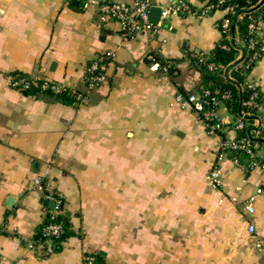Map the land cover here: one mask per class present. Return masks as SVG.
<instances>
[{"label": "crops", "instance_id": "1", "mask_svg": "<svg viewBox=\"0 0 264 264\" xmlns=\"http://www.w3.org/2000/svg\"><path fill=\"white\" fill-rule=\"evenodd\" d=\"M151 1L164 8L176 0ZM84 2L0 0V264H82L87 252L107 264H264L254 244L264 238V169L226 153L221 185L206 178L220 139L237 133V114L221 101L223 128L208 131L176 99L197 92V67L182 58L168 74L147 60L150 52L180 58L210 50L224 10L170 13L155 31L126 36ZM105 51L113 53L105 79L78 98L87 64ZM14 71L65 83L73 102L12 87ZM248 79L263 100L246 122L264 126V51ZM255 152L264 159V141ZM35 176L62 198L71 230L46 242L47 252L39 226L51 202Z\"/></svg>", "mask_w": 264, "mask_h": 264}, {"label": "built area", "instance_id": "2", "mask_svg": "<svg viewBox=\"0 0 264 264\" xmlns=\"http://www.w3.org/2000/svg\"><path fill=\"white\" fill-rule=\"evenodd\" d=\"M222 1V0H219ZM259 2V0L257 1ZM85 4L96 5L99 9V16L102 21L115 20L120 24L121 30L126 36L136 35L139 33H148L155 31L157 23H154L149 18V9L153 5L151 0H133L132 2H123L119 0H85ZM231 7H224L222 10L227 12ZM214 10V6L208 3L207 0H203L200 6L195 7L190 4L187 0H176L167 7L161 8V16L167 17L170 13H180V14H199L205 15L209 14ZM216 10V9H215ZM236 16H240L237 14ZM232 19L228 16H223L218 23V28L221 34H225L226 37L230 38L231 34L228 32L229 26L231 25ZM264 25V19L251 18L249 22L250 32H256L258 36L249 39V47H253L255 43L258 44L257 50L254 55H258L260 51H264V41L262 37V29ZM233 37V36H232ZM113 53L111 51H105L95 54L90 62L86 66L84 74V82L86 86V91L83 93H78V98H85L88 92L94 87L98 86L104 79L106 75L107 65L109 59L112 57ZM148 64L151 70L160 71L163 73L167 72L168 65L163 64L158 58V54L150 52L147 54ZM170 65V63H169ZM38 77L33 76H13L8 75L9 84L19 90L28 88L30 81L35 82ZM43 79L41 83L42 88H47L50 86L55 91L64 90L67 88L65 83L60 81H52L46 78ZM230 95L229 91H224L221 96H216L210 94L208 89H204L201 92H190L182 93L178 92L176 99L181 102L182 106L188 107L196 111L205 123L206 128L210 132L219 131L223 128V121L218 117L216 113V106L222 101V98H227ZM256 93L251 94L250 98L244 103L249 106H255ZM206 103H211V107H205ZM252 113L250 110L244 111L240 110L236 121L234 122V127L241 129L246 127L249 123L246 122L244 117L247 114ZM259 125V124H258ZM257 122L253 124L250 133L252 136H256L258 129ZM241 148L247 154L248 158L246 161V166L252 168L256 165L261 166L264 169V161L259 162L256 160L255 145L252 144L250 138L247 136L226 138L222 137L219 142L218 151L216 153L215 161L213 162L211 168L206 174V178L210 184L213 186L221 185L222 171L220 167V161L224 158L226 153H231L230 150ZM234 163H239V159L234 155H231ZM33 184L40 188L43 192V197L46 198L51 205L49 206V218L41 227L40 236L45 239L41 242V249L47 252L45 243L50 241L53 237H58L64 230L62 223L56 219L58 213L62 212V198L48 189L46 184L41 180L40 176H35L33 178ZM260 189H258L259 191ZM246 208L249 212L254 211L253 200L249 198L246 202ZM256 227L253 223H249L248 231L254 233ZM255 247L264 255V238L257 237L255 239ZM33 247V244H30ZM82 264H107L106 262H100L96 259L94 252H87L83 256Z\"/></svg>", "mask_w": 264, "mask_h": 264}, {"label": "trees", "instance_id": "3", "mask_svg": "<svg viewBox=\"0 0 264 264\" xmlns=\"http://www.w3.org/2000/svg\"><path fill=\"white\" fill-rule=\"evenodd\" d=\"M257 1L258 0H207L208 3H211L214 6V10L222 9L226 6L231 7L227 12L224 13L225 16L230 17L232 20L235 18L234 25L232 26L231 21V25L228 29L231 37L228 38L223 33L214 47L206 52L185 50L183 57L180 58H164L158 55L160 61L163 64L168 65V70L166 72L168 74H174L177 70V67H175V62L181 61L182 58L189 59V61L200 71L199 81L196 84V91L201 92L204 89H208L210 94L219 97L224 91H229L230 95L227 98H222V102L231 111L235 112L237 116L239 115V110L241 109L244 111L250 110L252 113L247 114L244 117V119L247 121H252L254 119V113L257 111L258 105L263 100L259 87L248 79L249 72L263 53V51H260L258 55H254L258 47L257 43H255L253 47L248 46L249 39L258 36L256 32L251 33L249 30L248 25L251 21V18L264 19V0L259 5H257ZM237 14L240 16H236ZM219 22L220 20L218 23ZM243 53L244 58L237 64L231 66V64ZM229 66L231 67L228 70V75L231 79L226 77L225 72L226 68ZM8 75L28 77V75L19 71H14ZM42 82L43 79L41 78L35 79V82L30 81L28 88H25L22 91L26 94H37L39 92H44L48 95L54 96L60 101L66 103L73 102V91H71V88L68 86L64 90L55 91L50 86L47 88H42ZM237 84L241 86V94ZM253 93H256V97L254 98L256 105L251 107L244 102L248 100ZM211 106V103L205 104V107ZM215 106L217 107L218 104ZM252 127L253 126H251L250 123L244 128H236L237 133L234 137L237 138L241 136H247L250 138L252 144H263L264 126L259 125L257 127L258 132L256 136H252L250 133ZM230 152L240 161H247L248 154L243 149H232ZM256 160L259 162L264 161V159L259 157L257 154ZM49 206L50 205L48 202H46L44 205L45 216L39 226V233L41 232V227L49 218ZM56 219L62 223L64 230L58 237L51 238V242L62 241L67 235L71 233L67 215H65L63 212H60L57 214ZM41 240L45 241V239L42 237ZM94 254L97 260L100 262H105V260L98 253L94 252Z\"/></svg>", "mask_w": 264, "mask_h": 264}, {"label": "water", "instance_id": "4", "mask_svg": "<svg viewBox=\"0 0 264 264\" xmlns=\"http://www.w3.org/2000/svg\"><path fill=\"white\" fill-rule=\"evenodd\" d=\"M262 1H263V0H259V2L257 3V5H259ZM257 5H256V6H257ZM160 16H161V7L158 6V5H151V6H150V9H149V18H150V20H151L152 22H154V23H157V22L159 21V19H160ZM234 19H235V18H234ZM234 19L232 20V26L234 25ZM243 58H244V53H243L239 58H237V59L231 64V66L237 64V63L240 62ZM231 66L227 67L226 70H225V72H226V77H227L228 79H231L230 76L228 75V70H229V68H230ZM237 86H238V88H239V92H240V94H241V86H240L239 84H237ZM256 128H257V127H256ZM263 141H264V140H263Z\"/></svg>", "mask_w": 264, "mask_h": 264}]
</instances>
